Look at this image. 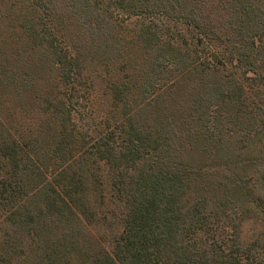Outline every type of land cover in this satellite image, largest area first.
Returning a JSON list of instances; mask_svg holds the SVG:
<instances>
[{
  "label": "trees",
  "instance_id": "trees-1",
  "mask_svg": "<svg viewBox=\"0 0 264 264\" xmlns=\"http://www.w3.org/2000/svg\"><path fill=\"white\" fill-rule=\"evenodd\" d=\"M0 264H264V0H0Z\"/></svg>",
  "mask_w": 264,
  "mask_h": 264
},
{
  "label": "rangeland",
  "instance_id": "rangeland-1",
  "mask_svg": "<svg viewBox=\"0 0 264 264\" xmlns=\"http://www.w3.org/2000/svg\"><path fill=\"white\" fill-rule=\"evenodd\" d=\"M86 114H87V116H88L87 111H86ZM91 114H92V118H93L92 122H94V123L98 122L97 113H96V112H93V113H91Z\"/></svg>",
  "mask_w": 264,
  "mask_h": 264
}]
</instances>
